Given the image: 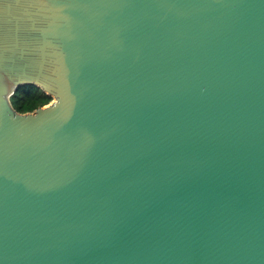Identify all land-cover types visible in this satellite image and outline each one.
<instances>
[{
    "label": "water",
    "instance_id": "1",
    "mask_svg": "<svg viewBox=\"0 0 264 264\" xmlns=\"http://www.w3.org/2000/svg\"><path fill=\"white\" fill-rule=\"evenodd\" d=\"M0 264H264V0H0Z\"/></svg>",
    "mask_w": 264,
    "mask_h": 264
},
{
    "label": "trees",
    "instance_id": "2",
    "mask_svg": "<svg viewBox=\"0 0 264 264\" xmlns=\"http://www.w3.org/2000/svg\"><path fill=\"white\" fill-rule=\"evenodd\" d=\"M52 100L51 95L35 85L22 86L11 96L13 107L22 113L35 111L48 105Z\"/></svg>",
    "mask_w": 264,
    "mask_h": 264
},
{
    "label": "rangeland",
    "instance_id": "3",
    "mask_svg": "<svg viewBox=\"0 0 264 264\" xmlns=\"http://www.w3.org/2000/svg\"><path fill=\"white\" fill-rule=\"evenodd\" d=\"M53 100H54V98H53ZM53 100H52V101H53ZM52 101H51V102H52Z\"/></svg>",
    "mask_w": 264,
    "mask_h": 264
}]
</instances>
